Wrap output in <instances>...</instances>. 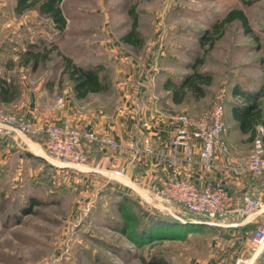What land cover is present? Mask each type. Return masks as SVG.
<instances>
[{
  "label": "rangeland",
  "instance_id": "374dc122",
  "mask_svg": "<svg viewBox=\"0 0 264 264\" xmlns=\"http://www.w3.org/2000/svg\"><path fill=\"white\" fill-rule=\"evenodd\" d=\"M60 6L66 18L60 33L36 8L5 21L7 28L23 27V41L18 37L16 44L22 42L24 47L26 41L33 42L40 50H50L34 70L23 65L22 70L14 66L9 72L23 76V118L33 122L24 114L27 105L50 115L35 125L57 122L51 115L66 111L71 102L80 108L95 102L109 112L121 102L112 97L111 83L130 71L112 59L109 49L130 27V8H134L143 40L140 51L133 54L142 61L145 46L153 48L156 69L168 71L159 72L158 77L178 79L190 72L187 63L196 60L201 62L199 70L212 76L204 98L187 101L185 112L195 114L208 108L219 92L226 102L234 86L254 92L264 107V0H62ZM234 8L243 10L250 31L245 33L238 21H231L201 45L205 31ZM13 40L9 36L0 46L4 61L16 47ZM57 49L77 64L98 66L108 82L107 90L75 100L61 75ZM5 108L19 114L11 105ZM35 137L31 139L39 142ZM35 149L23 141L22 158L13 152L1 166L0 264H163L164 255L166 264H183L187 252L202 245L194 232L183 239L147 241L135 228L151 213L181 223L207 220L206 216L165 198L145 201L136 196L143 207L133 202L120 207V197L87 188L84 181L62 170L67 166ZM4 155L0 152V158ZM122 224H127L126 231ZM252 264H264V248Z\"/></svg>",
  "mask_w": 264,
  "mask_h": 264
},
{
  "label": "crops",
  "instance_id": "0c3cea01",
  "mask_svg": "<svg viewBox=\"0 0 264 264\" xmlns=\"http://www.w3.org/2000/svg\"><path fill=\"white\" fill-rule=\"evenodd\" d=\"M15 4L16 0H0V46L9 36L10 39H14L15 44L18 43L16 42L18 40H15L18 37L23 41V27L7 28L5 22L11 18L16 19L23 16V11L17 13L14 10ZM22 45V42L16 44L12 54L5 61L0 56V76L5 77L7 81L12 80L18 88L15 97L3 104L11 105L23 116V76L21 73L17 76L9 74L13 71L14 66L19 70L23 69V65H19L16 53ZM140 49H135L132 45L122 42L120 38L109 49V52L113 53L112 59L119 60L121 65L127 66L130 71V74H124V76L112 80V97L121 100V102L110 112L107 107L95 102L84 103L81 108L75 102H71L65 109L66 111H57L55 115H51V119L83 130L110 135L125 146L123 152H117L99 144H90L86 148L89 163L101 160L103 165L110 169L124 167L125 173L121 179H108L104 170L91 172L80 167L62 168V170L70 172L69 175L72 179L84 181L85 186L91 190H118L149 201L153 199L149 192L150 186L152 184L159 185L168 178L171 164L161 162L155 155L143 154L140 151L142 138L147 137L153 146L165 142L175 126V123L168 118L169 115L178 111L183 112L187 108L185 103L193 99L188 94L183 102L173 103L169 91L162 87L166 78L158 77L159 72L165 74L168 71L165 70L166 68L156 69V51L145 46L146 54L141 61V58L133 54ZM124 50L128 53H125ZM118 51L121 52L119 56L116 54ZM63 79L67 80L69 90L75 100H85L91 93L104 92H90L84 97H77L71 82L64 75ZM246 103L247 101L245 102L241 95L232 92L228 100L224 102L223 120L227 127L225 134L227 153L216 157L214 168L210 173H203L198 168H187L182 163L178 165L180 172L197 186L201 187L210 183L222 188L231 196L233 204L239 203L244 194L256 195L264 200V176L247 171L241 167L239 162L241 154L249 151L252 144L249 131L241 129L239 121L235 117L239 111L238 107ZM248 103L250 102L248 101ZM259 108L261 109V120L264 119V107L259 105ZM37 109V107L27 105L24 114L37 124L50 119V115L41 114ZM253 126L255 129L258 126L263 128L261 123L253 124ZM23 141L34 148L37 145V142L20 132L0 135V152L5 154L4 160L0 158V170L4 165L3 161L7 162L11 153L16 152V155L22 158ZM193 149L195 152L198 150L197 142L193 143ZM191 221L212 226L214 230L207 234L196 233L195 239L202 245L197 244L193 253L187 252L183 264H236L238 258H244L251 254L250 235L264 221V213L246 218L231 215L223 221L217 222L201 219H191Z\"/></svg>",
  "mask_w": 264,
  "mask_h": 264
},
{
  "label": "built area",
  "instance_id": "2783aa9c",
  "mask_svg": "<svg viewBox=\"0 0 264 264\" xmlns=\"http://www.w3.org/2000/svg\"><path fill=\"white\" fill-rule=\"evenodd\" d=\"M224 94L219 92L215 101L198 113L175 112L169 119L175 123L170 137L158 146H153L147 137L142 138L140 151L143 154L155 155L161 162L170 163L168 178L161 184H152L149 192L153 199L165 198L181 205L185 210L207 217V221H223L231 215L243 218L264 213V200L261 197L244 194L240 202L233 200L222 188L210 183L197 186L178 165L187 168H198L203 173H210L218 155L227 153L225 134L227 127L223 120ZM20 132L28 137H40L36 151L46 157H52L63 166L83 168L85 171H106L108 179H121L125 168L110 169L103 161L89 163L86 148L90 144L106 146L117 152L125 151V146L114 137L83 130L68 124L49 122L35 125L23 116L9 112L0 102V135ZM263 129L256 128L249 151L241 154L239 162L247 171L264 176ZM197 142L195 152L193 143ZM251 254L240 257L236 264H252L264 248V221L250 235Z\"/></svg>",
  "mask_w": 264,
  "mask_h": 264
},
{
  "label": "trees",
  "instance_id": "16d2710c",
  "mask_svg": "<svg viewBox=\"0 0 264 264\" xmlns=\"http://www.w3.org/2000/svg\"><path fill=\"white\" fill-rule=\"evenodd\" d=\"M61 1L62 0H16L14 10L17 13H20L28 9L36 8L38 13L46 17L52 27L60 33L66 27V18L60 6ZM239 1L247 3V0ZM129 15L131 17L130 27L128 31L120 36V40L124 43L132 45L135 49H140L142 47L143 40L137 29L138 20L134 8L129 9ZM231 21H238L245 33L250 31V27L243 10L240 8L230 9L219 22L213 24L211 30L205 31V35L200 40V44L204 45L206 42L205 38H208L209 34L220 32L223 25ZM49 51L50 50L46 47H43L40 50L35 43L26 41L25 46L23 47L22 45L21 48L16 51L19 65L29 66L30 69L34 70L38 66L39 62L46 60ZM56 53L60 58L61 75L66 76V78L71 82L73 91L77 97H84L90 92H101L107 90L108 82L105 81L104 76L99 74L100 68L98 66H83L75 63L70 56L62 53L58 49ZM200 63V60L187 63L189 68H191L190 72L180 75L178 79H172L171 77H167L165 79L162 87L163 89L169 91L173 103L177 104L183 102L188 94L193 100H199L206 95L207 87L212 83V76L207 72L199 70ZM17 90L18 88L12 80L7 81L5 77L0 76V102H8L11 98L15 97L18 93ZM232 93L241 95L245 102L247 101L246 104L238 107L239 111L235 114V117L239 121V126L244 131H249L250 138L253 139L256 134V129L253 124L257 125L261 123L263 125L261 137L262 141H264V119L260 120L261 109L259 108V103L257 102V95L248 90L244 91L238 89L236 86L232 88ZM248 101L250 103H248ZM35 138L40 140V137ZM38 159L43 160L41 157H38ZM103 190L107 193L112 192L117 197H120V207L121 204H129L130 202L135 203L137 208L142 206L133 194L111 189ZM126 218L128 220V217ZM122 225L123 231H126L128 229L127 224ZM135 229L138 232L142 231V239L147 241L156 239H183L188 237V232L207 234L214 230L212 226H208L204 223H181L179 221L157 216L153 213L146 214V218L141 220L140 224ZM163 257L164 260H162V263L166 264L167 260L165 259V255Z\"/></svg>",
  "mask_w": 264,
  "mask_h": 264
},
{
  "label": "water",
  "instance_id": "95a60500",
  "mask_svg": "<svg viewBox=\"0 0 264 264\" xmlns=\"http://www.w3.org/2000/svg\"><path fill=\"white\" fill-rule=\"evenodd\" d=\"M189 222H193V221L189 220Z\"/></svg>",
  "mask_w": 264,
  "mask_h": 264
}]
</instances>
